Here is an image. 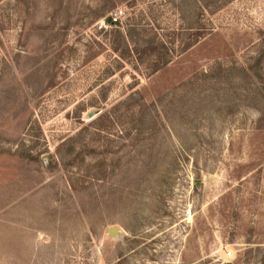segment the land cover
I'll list each match as a JSON object with an SVG mask.
<instances>
[{
    "label": "rangeland",
    "instance_id": "1",
    "mask_svg": "<svg viewBox=\"0 0 264 264\" xmlns=\"http://www.w3.org/2000/svg\"><path fill=\"white\" fill-rule=\"evenodd\" d=\"M0 264H264V0H0Z\"/></svg>",
    "mask_w": 264,
    "mask_h": 264
},
{
    "label": "built area",
    "instance_id": "2",
    "mask_svg": "<svg viewBox=\"0 0 264 264\" xmlns=\"http://www.w3.org/2000/svg\"><path fill=\"white\" fill-rule=\"evenodd\" d=\"M125 10L123 8H118L114 12L110 14V23L112 24H119L125 17Z\"/></svg>",
    "mask_w": 264,
    "mask_h": 264
},
{
    "label": "trees",
    "instance_id": "3",
    "mask_svg": "<svg viewBox=\"0 0 264 264\" xmlns=\"http://www.w3.org/2000/svg\"><path fill=\"white\" fill-rule=\"evenodd\" d=\"M108 21H110V18H108ZM168 63H169V60H168V59H165V60L163 61L162 67L165 66V65L168 64ZM159 69H161V66H157V67H155V68L153 69V72H156V71H158Z\"/></svg>",
    "mask_w": 264,
    "mask_h": 264
},
{
    "label": "water",
    "instance_id": "4",
    "mask_svg": "<svg viewBox=\"0 0 264 264\" xmlns=\"http://www.w3.org/2000/svg\"><path fill=\"white\" fill-rule=\"evenodd\" d=\"M109 232H110L111 235H113V234L117 233L118 230H117V228L114 227V228H111V229L109 230Z\"/></svg>",
    "mask_w": 264,
    "mask_h": 264
},
{
    "label": "bare ground",
    "instance_id": "5",
    "mask_svg": "<svg viewBox=\"0 0 264 264\" xmlns=\"http://www.w3.org/2000/svg\"><path fill=\"white\" fill-rule=\"evenodd\" d=\"M118 230V229H117Z\"/></svg>",
    "mask_w": 264,
    "mask_h": 264
}]
</instances>
